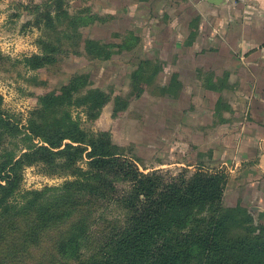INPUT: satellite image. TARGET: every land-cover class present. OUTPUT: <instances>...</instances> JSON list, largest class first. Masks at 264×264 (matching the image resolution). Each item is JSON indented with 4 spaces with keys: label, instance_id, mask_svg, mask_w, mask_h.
Segmentation results:
<instances>
[{
    "label": "rangeland",
    "instance_id": "rangeland-1",
    "mask_svg": "<svg viewBox=\"0 0 264 264\" xmlns=\"http://www.w3.org/2000/svg\"><path fill=\"white\" fill-rule=\"evenodd\" d=\"M133 1L0 0V117L13 126L0 148L20 150L21 155L28 145L43 144L39 137L56 141L52 121L68 115L86 136L107 132L112 152L143 174L156 173L160 187L189 183L196 173L211 172L224 162L213 155L219 149L203 147L185 126L187 117L179 113L186 99L166 98L156 85L139 84L133 74L140 53L122 50L124 42L131 44L126 33L139 31ZM149 39L152 44L154 37ZM97 92L107 99L93 110L89 100ZM179 123H184L181 129ZM85 153L75 164L83 172L89 169ZM16 172L20 181L14 197L21 200L26 192L77 179L72 170L50 169L34 159H26ZM128 187L126 181L119 186L123 192ZM252 193L228 185L220 205L241 207L254 224L264 225ZM106 211L114 216L123 210L113 204Z\"/></svg>",
    "mask_w": 264,
    "mask_h": 264
},
{
    "label": "trees",
    "instance_id": "trees-1",
    "mask_svg": "<svg viewBox=\"0 0 264 264\" xmlns=\"http://www.w3.org/2000/svg\"><path fill=\"white\" fill-rule=\"evenodd\" d=\"M158 70L145 61L133 74L139 84L155 86ZM166 90L156 85L159 93ZM106 99L93 93L89 104L95 110ZM52 122L56 141L39 137L43 144L32 143L21 155L0 148V264H264V225L241 207L220 205L225 174L199 172L189 183L160 187L156 173L143 174L112 152L107 132L86 136L68 115ZM0 124L1 146L13 126L1 117ZM82 153L86 172L75 165ZM26 159L72 170L77 179L15 198L16 171ZM113 204L123 211L108 214Z\"/></svg>",
    "mask_w": 264,
    "mask_h": 264
},
{
    "label": "crops",
    "instance_id": "crops-1",
    "mask_svg": "<svg viewBox=\"0 0 264 264\" xmlns=\"http://www.w3.org/2000/svg\"><path fill=\"white\" fill-rule=\"evenodd\" d=\"M132 5L139 31L126 33L131 44L122 50L140 53L135 67L151 61L159 68L154 81L166 86L164 97L188 101L179 113L185 126L203 147L219 149L215 158H225L212 171L226 175L225 187L253 191L264 214V0Z\"/></svg>",
    "mask_w": 264,
    "mask_h": 264
},
{
    "label": "water",
    "instance_id": "water-1",
    "mask_svg": "<svg viewBox=\"0 0 264 264\" xmlns=\"http://www.w3.org/2000/svg\"><path fill=\"white\" fill-rule=\"evenodd\" d=\"M215 1V0H214Z\"/></svg>",
    "mask_w": 264,
    "mask_h": 264
}]
</instances>
